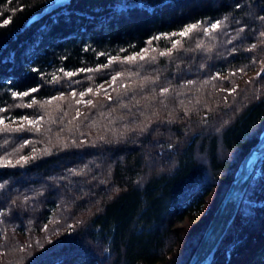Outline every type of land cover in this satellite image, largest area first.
I'll use <instances>...</instances> for the list:
<instances>
[{"label": "trees", "instance_id": "trees-1", "mask_svg": "<svg viewBox=\"0 0 264 264\" xmlns=\"http://www.w3.org/2000/svg\"><path fill=\"white\" fill-rule=\"evenodd\" d=\"M49 1L0 0V117L42 118L0 132V264H184L264 127V0H69L33 18ZM88 88L95 107L75 103ZM211 264H264V160Z\"/></svg>", "mask_w": 264, "mask_h": 264}, {"label": "water", "instance_id": "water-1", "mask_svg": "<svg viewBox=\"0 0 264 264\" xmlns=\"http://www.w3.org/2000/svg\"><path fill=\"white\" fill-rule=\"evenodd\" d=\"M68 1L51 0L32 17L38 18ZM263 160L264 127L241 157L223 196L184 264H211L221 239L234 220L245 190Z\"/></svg>", "mask_w": 264, "mask_h": 264}, {"label": "snow or ice", "instance_id": "snow-or-ice-1", "mask_svg": "<svg viewBox=\"0 0 264 264\" xmlns=\"http://www.w3.org/2000/svg\"><path fill=\"white\" fill-rule=\"evenodd\" d=\"M236 7L239 8L240 5L237 4ZM225 19H227V17H225ZM261 19H264V17H261ZM8 22H9L8 20L4 21L5 24H7ZM223 23H224V21L217 20L215 22H211L208 27H203L202 28L201 27L202 22L201 21H197L194 24L186 25L178 33H172L171 35L172 36H179L180 38H185V37L190 36L195 31H203L204 35L211 36L212 33L216 32L222 26ZM240 31H243V29H240ZM260 35L264 36V32H261ZM161 38H163V37H159L158 36V37H155L154 39H161ZM171 43H172V49H168L166 51L160 52L159 53L160 56L171 55L173 49L178 48L180 46V44L182 43V40H172ZM200 46H201V44H197V47H200ZM252 47H255V45H253ZM141 51L143 53H145V55L137 54V55H133V56H127V57H125L123 59V61H121L119 57H110L107 64L101 65V66H99L96 69H79L78 71H82V72L83 71H99L100 68H107L112 63L126 62V63H130L131 64V63H135L137 60H145L146 58H148L147 57V52L149 50L148 49H142ZM234 51H235V49H234ZM150 59L155 60V57L153 56ZM33 71H35V69H33ZM241 71H242V69H241ZM63 74L65 76H67V77H72L76 73L75 72H71V71H67V72H64ZM123 75H124L123 73L117 72L114 76H112V78H111L112 79V84L114 85L116 83V81L119 78H121ZM128 75H132V73H129ZM233 75H235V73H233ZM257 75H259V73ZM57 79H58L57 77L53 76V81H56ZM186 83L192 84L193 81L189 80ZM205 83H207V81H205ZM120 87L127 88L128 85L121 84ZM36 91H38L37 88H32V89H29L28 91H24V92H12L11 95L13 97H23V96H28V95H30L31 92H36ZM100 91H105L106 92L107 90L103 89V87L101 86L96 93H93V89L92 88H88L85 91L79 93L80 99H76L75 103L76 104H85L86 103L89 106L95 107V104L93 103L92 100L85 101L83 99V97L86 94H89V93H93L94 95H98ZM169 91H170L169 88L164 87V88L160 89V94L161 95H165ZM231 91L234 92L235 88H233ZM71 95H72L73 98H75L77 96V93L75 91H73L71 93ZM107 98L111 99V96H108ZM63 99H64V95L62 93L60 96L52 97L48 101H45L43 103L51 104L53 101H56V100H61L62 101ZM36 103H37V101L35 100V98H33L31 104H27V105H24V106L25 107H32L33 104H36ZM41 106H43V104H41ZM3 111H5V110L0 108V112H3ZM65 115H67V113H65ZM80 115H82V113H80V111L77 109L76 116L79 117ZM40 119H42V118H38L37 120H31V119H29L26 116L25 117H21L20 118L21 122L16 127H10L9 125L5 124V118L4 117H0V126H2V127H0V132H23V131H26V130H30L28 126H34L35 130L39 131L40 130L39 129V120ZM29 143H31V141L25 140L24 143L20 146V148H23L25 145H28ZM17 150H19V149H17ZM29 159H35V156H32V157L21 156L20 159L16 161V163L17 164L27 163ZM5 166H15V165L12 164L11 160H8V161H6ZM0 187H3V185L0 184Z\"/></svg>", "mask_w": 264, "mask_h": 264}, {"label": "rangeland", "instance_id": "rangeland-1", "mask_svg": "<svg viewBox=\"0 0 264 264\" xmlns=\"http://www.w3.org/2000/svg\"><path fill=\"white\" fill-rule=\"evenodd\" d=\"M107 82L108 80H104L102 83L106 84ZM205 207H206V203L203 202L195 210H192L191 212L186 213L179 218H175L174 222L180 225V224H185L188 221H195L201 216V214L205 210ZM21 234L24 236L25 235L24 231ZM247 242H248L247 236L237 241L229 252V259L231 260L233 253L239 251L242 247L246 245Z\"/></svg>", "mask_w": 264, "mask_h": 264}]
</instances>
